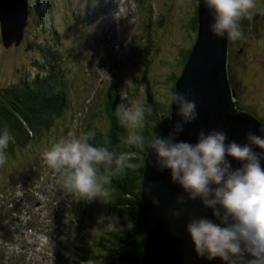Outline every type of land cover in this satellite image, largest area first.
<instances>
[{
    "label": "rangeland",
    "instance_id": "1",
    "mask_svg": "<svg viewBox=\"0 0 264 264\" xmlns=\"http://www.w3.org/2000/svg\"><path fill=\"white\" fill-rule=\"evenodd\" d=\"M52 2L55 9L50 11L55 15L51 25L59 34L55 43L63 56L67 108L39 138L15 147L14 155H5L0 163V264L4 260L5 264H66L63 257L67 252L56 241L55 228L69 235L73 251L79 246L88 247L87 239L96 240L101 227L98 218H111L112 211L97 198L85 201L76 194L63 193L62 179L48 173L50 169L40 154L69 133L88 131L94 133L90 143L107 147V92L115 97V107L129 100H143L149 90L164 102L173 76H179L182 70L176 64L177 57L196 38L187 26L195 15L193 0ZM255 2L251 15L255 21L247 18L241 39L231 43L236 57L233 54L228 67L237 92L233 98L235 108L264 119V1ZM28 20L26 38L17 47L4 48L0 31V86L15 83L27 70L25 76L34 72L30 62L36 53L27 48L25 40L35 34L44 38V33L38 35V25L30 16ZM163 113L164 109L159 112V124ZM98 175H108L103 166ZM103 187L109 196L110 183ZM9 188L16 191L10 194ZM76 213L82 223L75 221ZM25 219L34 227L23 224ZM66 225L72 227L71 233Z\"/></svg>",
    "mask_w": 264,
    "mask_h": 264
},
{
    "label": "clouds",
    "instance_id": "2",
    "mask_svg": "<svg viewBox=\"0 0 264 264\" xmlns=\"http://www.w3.org/2000/svg\"><path fill=\"white\" fill-rule=\"evenodd\" d=\"M197 3L212 14L209 31L232 41L242 37L239 21L251 18L256 9L255 0H197ZM190 94V89L165 92L164 103L170 109L166 118L171 120L174 106L178 119L171 123L164 136L155 131L149 137L141 133L146 117L152 115L151 107L143 100L118 103L114 116L126 132L120 137V144L146 147V155L140 162L144 169L167 170L170 182L185 194L175 197L176 207L169 208L168 214L173 218L186 216L184 230L197 258L207 261L219 258L223 264H264V167L261 164L264 122H260L256 133H245L243 144L230 140L219 129H199L194 143L178 140L184 125L197 118L196 102L187 98ZM121 99L127 100V97ZM93 137L92 131L69 133L51 143L40 155L49 169L61 175L63 193L76 194L85 201L97 198L107 204L108 192L103 185L109 183V177L140 164L131 163L132 157L127 151L93 145L89 142ZM12 139L7 127H0V163ZM149 153L152 158L146 159ZM232 160L239 166L233 167ZM100 166L108 175H98ZM140 185L151 203L158 205L159 200L151 195V183L142 178ZM15 191L13 188L10 194ZM190 201H199L203 208L210 209L212 219L187 211L184 206ZM22 222L34 225L26 219ZM97 223L106 231L120 230L115 217L101 215ZM124 227L131 229L134 225L128 221ZM56 241L60 247L62 242L66 246L61 238L57 237Z\"/></svg>",
    "mask_w": 264,
    "mask_h": 264
},
{
    "label": "trees",
    "instance_id": "3",
    "mask_svg": "<svg viewBox=\"0 0 264 264\" xmlns=\"http://www.w3.org/2000/svg\"><path fill=\"white\" fill-rule=\"evenodd\" d=\"M196 1L193 0L195 15L187 25L194 32L197 31L198 26ZM52 5V0H32V5L30 6L31 17L38 25V35L44 33V38L39 39V36L35 34L32 38L25 40L27 48L36 53L30 62L34 72L30 74L29 71L28 76H25L24 73L27 70L15 83L0 86V127L6 126L13 137L5 150L4 156H13L15 147L19 148L27 143L29 145L31 141L39 138L54 125L55 120L67 108H65L66 83L63 78L64 74H62L63 56L57 47L58 44L55 43L59 34L57 28L51 25L52 17L55 15L50 11L52 10ZM262 7H264L263 2ZM248 19L255 21L254 17ZM245 24H247V18H244L243 23L240 25L242 33H244ZM48 36L51 41L46 40ZM232 42V40L229 42L230 53L228 61L234 58L235 55L231 46ZM191 46L181 56L179 54L177 61L175 60L176 64L178 62V65L182 68L188 59ZM170 72L169 68L168 74ZM228 72L231 77L229 67ZM230 77L229 79L231 80ZM172 79L170 89L174 90V84L178 76H173ZM230 82L233 86L232 80ZM107 94L109 99L106 100V111L110 120L108 138L106 139L107 147L117 151L129 152L132 157L130 162L139 163L140 166L125 168L123 171L110 176L111 194L109 203L105 206L112 211L113 217L116 218V226L120 230L110 232L101 226L95 241H90L86 237L89 246H79L74 250V258L71 260L72 264H78L81 261H98L104 264H107V261L112 264H141L145 232L143 230V206L140 185L144 167L140 162L144 159L147 149L146 147L135 148L120 144V137L125 135L126 132L119 126L114 116L115 97L110 92H107ZM143 101L152 110V115L146 117L141 129V133L145 137H149L153 131L157 132L158 125H166L170 122L166 118L169 116L170 109L151 90L145 93ZM162 109H164V113L162 114V122L159 124L158 117ZM128 221L133 223V228L124 227ZM62 240L66 241V238H62ZM66 243L70 246L69 242L66 241Z\"/></svg>",
    "mask_w": 264,
    "mask_h": 264
},
{
    "label": "water",
    "instance_id": "4",
    "mask_svg": "<svg viewBox=\"0 0 264 264\" xmlns=\"http://www.w3.org/2000/svg\"><path fill=\"white\" fill-rule=\"evenodd\" d=\"M25 1L0 0V31L4 48L12 45L17 47L24 39L28 23V16L23 11ZM197 8L198 38L182 74L174 84L177 91L191 90L187 98L195 100L197 118L184 125L177 139L194 143L199 129H219L223 130L230 140L243 144L245 133H256L262 121L249 112L235 108L225 71L227 39L216 37L209 31V24L212 22L210 10L198 3ZM177 119L173 106L170 122L160 127L157 134L167 135L171 123ZM151 158L149 153L146 159ZM231 162L233 167L239 166L236 161ZM261 164L264 167V161ZM143 179L151 183V195L159 200V204L153 205L148 194L141 190L143 230L147 237L141 264H223L219 258L211 261L197 258L184 230L186 216L173 218L168 214L169 208L176 207L175 197L185 195L178 185L170 182L168 171L158 172L148 167ZM184 207L195 215L212 219L211 210L203 208L199 201L187 202Z\"/></svg>",
    "mask_w": 264,
    "mask_h": 264
},
{
    "label": "bare ground",
    "instance_id": "5",
    "mask_svg": "<svg viewBox=\"0 0 264 264\" xmlns=\"http://www.w3.org/2000/svg\"><path fill=\"white\" fill-rule=\"evenodd\" d=\"M118 2H120V0H118ZM32 5V1H31V3H30V0H26L25 1V3H24V8H23V11H24V14H27V16H30V18H32L31 17V15H30V12H31V9H30V6ZM51 9H55V6H54V4L51 6ZM10 10H11V8H10ZM196 12H197V17H198V8H197V3H196ZM114 20V19H113ZM27 22H29V20L27 21ZM27 25H28V23H27ZM27 27V26H26ZM198 30H199V22H198V26H197V31L195 32V34H196V38H195V40H194V43L192 44V46H191V50H190V53H189V56H190V54H191V52H192V50H193V47H194V45H195V43H196V41H197V38H198ZM25 32V31H24ZM24 38H26V36L24 35ZM24 40V39H23ZM106 42V41H105ZM230 40H228L227 39V46H226V62H225V71H226V79H227V83H228V87H229V89H230V93H231V96H232V98H235L236 97V95H237V92H236V90H233V87H232V85H231V82H230V79H229V72H228V56H229V53H230ZM1 43H2V40H1ZM22 43V42H21ZM106 44H107V42H106ZM105 49H107V48H105ZM189 56H188V58H189ZM188 60V59H187ZM186 63H187V61H186ZM186 63L184 64V66H183V68H182V70H181V73H180V75L182 74V71L184 70V67H185V65H186ZM180 75L178 76V78L180 77ZM178 80V79H177ZM176 80V81H177ZM174 89H175V86H174ZM257 118V117H256ZM258 120H260V121H262V122H264V119H260V118H257ZM162 126H164V124L163 125H158V129H157V132L156 133H158V130H159V128L160 127H162ZM145 170L146 169H144V172H145ZM51 172V176L52 177H54V178H61V175L59 174V173H57V172H55V171H53V170H49V172L48 173H50ZM144 172H143V174H144ZM62 192H63V189L61 190ZM110 196V195H109ZM109 196H108V200H109ZM69 204H73L72 202H70ZM74 207H75V205H74ZM73 211V209L71 210H69V212H72ZM77 213H76V215L74 216V219H75V221H77V222H80V223H82V220L80 219V218H77ZM66 229H67V231L69 230V232L71 233V230H72V227L71 226H69V225H66V226H64ZM54 232H55V234H56V236L59 238V240H60V238L62 239V238H66V241L68 242V236L69 235H67L65 232H60L58 229H56L55 228V230H54ZM85 232L86 233H88L87 232V230H85ZM69 233V234H70ZM66 241H65V243H66ZM67 244L68 243H66V246L64 245V244H62L61 243V249L63 250V251H66L67 252V255L66 256H64L63 257V260H64V262L66 263V264H72L71 263V260L74 258V256H73V253H74V251H72V249H71V247L68 245V247H67ZM147 244V237H146V235H145V244L144 245H146ZM145 253V251H144V248H143V251H142V254H144ZM141 257H142V255H141ZM82 262H98V261H81L80 263H82ZM80 263H78V264H80ZM98 263H100V262H98Z\"/></svg>",
    "mask_w": 264,
    "mask_h": 264
},
{
    "label": "flooded vegetation",
    "instance_id": "6",
    "mask_svg": "<svg viewBox=\"0 0 264 264\" xmlns=\"http://www.w3.org/2000/svg\"><path fill=\"white\" fill-rule=\"evenodd\" d=\"M232 73V72H231ZM230 77V76H229ZM231 81V80H230ZM233 87V90H235V88H234V86H232Z\"/></svg>",
    "mask_w": 264,
    "mask_h": 264
}]
</instances>
